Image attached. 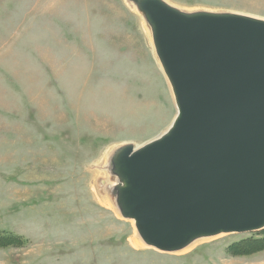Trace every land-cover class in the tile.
Listing matches in <instances>:
<instances>
[{"label":"rangeland","instance_id":"obj_1","mask_svg":"<svg viewBox=\"0 0 264 264\" xmlns=\"http://www.w3.org/2000/svg\"><path fill=\"white\" fill-rule=\"evenodd\" d=\"M166 1L264 19V0ZM176 113L128 0H0V264H264V229L163 252L102 201V158Z\"/></svg>","mask_w":264,"mask_h":264},{"label":"water","instance_id":"obj_2","mask_svg":"<svg viewBox=\"0 0 264 264\" xmlns=\"http://www.w3.org/2000/svg\"><path fill=\"white\" fill-rule=\"evenodd\" d=\"M132 1L177 113L157 137L112 155L120 215L163 252L264 229V19Z\"/></svg>","mask_w":264,"mask_h":264},{"label":"bare ground","instance_id":"obj_3","mask_svg":"<svg viewBox=\"0 0 264 264\" xmlns=\"http://www.w3.org/2000/svg\"><path fill=\"white\" fill-rule=\"evenodd\" d=\"M129 1V3H130V5L133 7V8H136L140 13H141V11L138 9V7H137V5L132 1V0H128ZM183 10V9H182ZM201 10H203V9H200V10H193V11H187V12H194V11H201ZM184 11H186V10H184ZM205 11H210V10H205ZM211 12H218V11H211ZM142 14V13H141ZM142 16H143V14H142ZM143 18H144V20H145V22H146V30H147V32H148V35H149V37L152 39V44H153V49H154V52H155V55H156V51H155V47H154V43H153V36H152V30H151V27H150V25L148 24V22L146 21V19H145V17L143 16ZM156 58H157V62H158V64H159V66H160V69L162 70V72L164 73V71H163V68H162V66H161V63H160V61H159V59H158V57H157V55H156ZM164 75H165V73H164ZM165 77H166V75H165ZM166 79H167V77H166ZM167 81H168V79H167ZM168 84H169V86H170V83H169V81H168ZM170 88H171V86H170ZM175 118V117H174ZM169 127V126H168ZM121 146V145H120ZM119 146V147H120ZM137 146V145H136ZM119 147H114V148H111L110 150H109V152L102 158V162H101V164H100V166H102V167H104L103 169H105V170H107L109 173H110V177H112V179H113V182H112V180H111V182L109 181V183L106 181V178L105 179H101L100 180V185H99V187H101V189H102V192H104V193H102V201L104 202V203H106V204H109V205H111V206H113V208H115V206H116V196H115V193H114V187H115V185L118 183V178L115 176V175H113L112 174V172H111V158H112V155L114 154V152L119 148ZM101 196V195H100ZM101 201V202H102ZM115 209H117L116 211H118V208H117V206H116V208ZM119 212V211H118ZM131 220H133V219H131ZM134 221V220H133ZM223 233H221V234H218V235H222ZM203 238H205V237H203ZM198 239H200V238H198ZM142 239L140 238V236H139V234L138 235H135V237H133L132 239H131V244L133 245V246H135V247H137L139 244H140V242L142 243L143 242V240L141 241ZM197 240V239H196ZM196 240H194L193 242H191L188 246H186V247H184L183 249L184 250H187V249H189L191 246H193L194 244H195V242H196ZM144 243V242H143ZM145 244V243H144ZM143 245V244H142ZM146 245V244H145ZM146 246H148V245H146ZM148 247H150V246H148ZM183 249H181V250H183ZM180 251V250H179Z\"/></svg>","mask_w":264,"mask_h":264}]
</instances>
